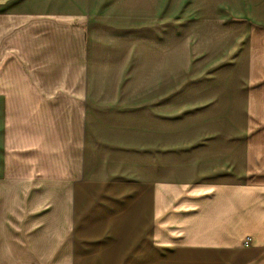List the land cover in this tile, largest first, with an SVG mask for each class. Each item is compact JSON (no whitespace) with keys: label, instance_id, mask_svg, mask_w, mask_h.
<instances>
[{"label":"crops","instance_id":"0c3cea01","mask_svg":"<svg viewBox=\"0 0 264 264\" xmlns=\"http://www.w3.org/2000/svg\"><path fill=\"white\" fill-rule=\"evenodd\" d=\"M217 4L0 0V264H264V0Z\"/></svg>","mask_w":264,"mask_h":264},{"label":"rangeland","instance_id":"374dc122","mask_svg":"<svg viewBox=\"0 0 264 264\" xmlns=\"http://www.w3.org/2000/svg\"><path fill=\"white\" fill-rule=\"evenodd\" d=\"M219 3H225L227 0H215ZM173 0L172 5V23H171V31H172V47H192L195 43L196 35L205 34L206 31L211 30H227L230 22L229 19L226 17L228 13V9L222 4H217L214 7H210L208 11L210 12L207 14L208 16H214L219 14V22L218 23H184L180 19V13L184 9V4L186 2H190V0ZM214 14V15H213ZM225 14L226 16H220ZM226 19V20H223ZM234 20V19H233ZM237 22L238 20H234Z\"/></svg>","mask_w":264,"mask_h":264}]
</instances>
